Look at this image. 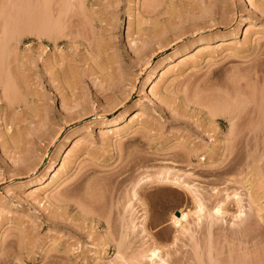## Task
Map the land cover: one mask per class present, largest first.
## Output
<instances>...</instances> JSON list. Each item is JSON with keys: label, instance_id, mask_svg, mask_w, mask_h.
I'll list each match as a JSON object with an SVG mask.
<instances>
[{"label": "rangeland", "instance_id": "374dc122", "mask_svg": "<svg viewBox=\"0 0 264 264\" xmlns=\"http://www.w3.org/2000/svg\"><path fill=\"white\" fill-rule=\"evenodd\" d=\"M0 47V264H264V0H0Z\"/></svg>", "mask_w": 264, "mask_h": 264}, {"label": "bare ground", "instance_id": "6f19581e", "mask_svg": "<svg viewBox=\"0 0 264 264\" xmlns=\"http://www.w3.org/2000/svg\"><path fill=\"white\" fill-rule=\"evenodd\" d=\"M38 8V7H37ZM38 9H40V8H38ZM32 11H34V10H32ZM29 12V11H28ZM35 12H36V10H35ZM39 12V11H38ZM59 12V11H58ZM58 12H57V14H58ZM34 13V12H33ZM40 13L42 14V12L40 11ZM34 14H36V15H32V13H31V15L36 19V21L38 22H36V23H34L35 22V19L31 16L30 18H31V20H32V22L34 23V29L35 30H37V31H35V33L37 32V34H38V36L39 37H41V36H44V35H50V36H53V37H51V38H55L56 36H55V34H56V32H55V29H53V26H52V28H51V31L54 33V35L51 33V32H48L49 31V29H47L48 31V33H46V31H45V29H44V23L46 22V19H50L48 16V14L47 15H45V14H43V16L45 15L46 17H48V18H45V19H43V21H45V22H43L42 21V17H39V15L37 14V13H34ZM56 14V15H57ZM59 15V14H58ZM57 15V16H58ZM26 16V15H25ZM24 16V17H25ZM29 14L27 15V17H25V19H29ZM55 17V18H58V17ZM23 17H21V19H22ZM53 18V17H52ZM21 19H20V21H21ZM40 19H41V21H40ZM54 19V18H53ZM15 20H16V18H15ZM14 17H13V19H12V21H13V23H11L10 24V26L9 27H11V26H13L12 28H9V29H11L12 30V32H11V30L9 31V30H7L8 32V36H11V34L14 36V38H12V37H9V39H14V41H16L15 40V36L17 37V36H20V34H21V31H20V27L22 26H24L25 24H23V22H24V18L22 19L23 20V22H22V25L19 23L18 24V20H19V18L16 20V24H17V27H16V24L14 23ZM30 20V21H31ZM39 21H40V23H39ZM50 21V20H49ZM47 21V23H45V26L47 27V28H50V26H51V24H50V22H52V21ZM55 23V25H56V23H57V20L55 21V19L53 20ZM26 23H28L27 21H25ZM24 22V23H25ZM31 22V23H32ZM43 23V24H42ZM49 23V27L47 26V24ZM30 23H28L27 25H28V27L27 26H24L23 27V29H22V31L24 30V28H25V30H27V31H29L30 29H32V30H34L33 29V27L31 28V25H29ZM18 25H20V27H18ZM57 25H58V23H57ZM56 25V26H57ZM30 26V27H29ZM21 27V28H22ZM26 27H27V29H26ZM45 27V28H46ZM30 28V29H29ZM54 28H56V27H54ZM57 29V28H56ZM24 30V32H27V31H25ZM54 30V31H53ZM57 31V30H56ZM24 32H22V33H24ZM9 33H11L10 35H9ZM36 34V35H37ZM58 34V33H57ZM56 34V35H57ZM22 35V34H21ZM18 38V37H17ZM56 39V38H55ZM18 40H19V38H18ZM13 41V42H14ZM206 47V46H205ZM1 48V47H0ZM4 49V48H3ZM1 52V51H0ZM3 52V51H2ZM1 54H3V53H1ZM1 54H0V66H2L3 67V65H1V64H3V63H1V59H2V56H1ZM4 62V61H3ZM2 67H0V68H2ZM2 71V70H1ZM2 76V75H1ZM0 76V77H1ZM2 78V77H1ZM0 78V79H1ZM7 86H8V83H7ZM217 111V110H216ZM214 112V111H213ZM118 131V130H117ZM120 132V131H119ZM118 132V133H119ZM147 180H149V179H139L138 181H136V183H135V185L134 186H137L138 184H140V183H144L145 181H147ZM183 180V179H182ZM160 182H164V183H170V184H173V185H175V186H179V187H181V188H183V189H185L188 193H189V195L190 196H192L193 197V199H194V201L196 202V207H197V209H198V212H200V213H202L203 212V209H204V204H202L201 202H200V200H199V198H198V196L195 194V192L191 189V187L188 185V184H186L185 182H181L179 179H164V180H159ZM146 183V182H145ZM142 186V185H141ZM140 186V187H141ZM131 191V190H130ZM137 194H138V191H133V194L132 195H130V197H131V199H134V201H135V203L134 204H136V205H138L137 207H139V209H140V211H138L139 213L137 214V221H138V226L136 227L137 229H138V231H139V233L142 235V234H146V228H145V222H146V214H145V212H144V209H143V206H144V204H143V202L141 201V199L140 198H138V196H137ZM140 199V200H139ZM141 201V202H140ZM141 207V208H140ZM138 209V210H139ZM220 214H221V209H220V207H214L211 211H209V218H216V217H218V216H220ZM199 214H197V216H198ZM173 223H174V225L176 226V227H181V223H180V221H179V219L177 218V217H175V218H173ZM124 231V233H125V229L123 230ZM108 235V234H107ZM145 236V235H144ZM148 236V235H147ZM102 237H103V235H102ZM146 238V237H145ZM146 240H147V238H146ZM145 239H144V241H146ZM103 243V246H106V250L108 251V250H111L110 249V245L112 244V238L111 237H103V241H102ZM124 247L125 248H127V236L124 234V235H121V237H120V239H119V241H118V243H117V250H116V252L117 253H121V254H123L125 251H126V249H124ZM150 253H149V255L147 256V260L149 261V262H151V263H154V262H156V261H158V260H161L160 259V257H159V250L158 249H156V248H154V249H151L150 251H149ZM121 256V255H120ZM119 256V257H120ZM51 261V260H50ZM56 261V260H55ZM50 263V262H49ZM60 263V262H59ZM4 264H6L5 262H4ZM51 264V263H50ZM52 264H54L53 263V260H52ZM55 264H58V262L57 263H55Z\"/></svg>", "mask_w": 264, "mask_h": 264}, {"label": "water", "instance_id": "95a60500", "mask_svg": "<svg viewBox=\"0 0 264 264\" xmlns=\"http://www.w3.org/2000/svg\"><path fill=\"white\" fill-rule=\"evenodd\" d=\"M176 215H179V213H178V212H176Z\"/></svg>", "mask_w": 264, "mask_h": 264}]
</instances>
